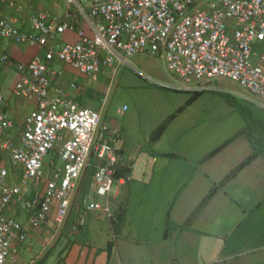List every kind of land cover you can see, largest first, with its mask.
I'll return each instance as SVG.
<instances>
[{"label": "crops", "instance_id": "0c3cea01", "mask_svg": "<svg viewBox=\"0 0 264 264\" xmlns=\"http://www.w3.org/2000/svg\"><path fill=\"white\" fill-rule=\"evenodd\" d=\"M19 2L21 9L0 0V18H13L30 30L31 15L42 12V0ZM67 9L66 0H43V12L62 16ZM73 12L78 26L89 32ZM77 39L76 31H66L56 42ZM37 54H42V47L36 42L17 43L0 36V108L14 121L13 128L0 132V167L8 169L10 184L20 181L24 168L13 163L2 142L7 137L20 139L25 118L35 107L34 101L13 93L20 78L18 64ZM130 61L148 77L117 64L94 80L58 59L50 63L56 71L51 93L66 90L81 105L98 110L103 123L119 128L120 169L127 180L109 198L95 197L109 201L112 217L88 211L80 224L85 199L92 196L94 168H89L64 221L57 222L54 205L43 223V264H264V108L236 96L257 128L222 94L242 92L235 82L218 79L213 89L192 99L193 92L168 86L173 77L162 56L138 54ZM257 150L253 160L232 174ZM54 155L52 151L45 158L43 190L60 165ZM97 162L93 158V164ZM41 192L42 180L23 189L28 198ZM4 214L25 223L29 218L19 202ZM11 250L22 262L42 264V224L29 226L27 238L13 242Z\"/></svg>", "mask_w": 264, "mask_h": 264}, {"label": "built area", "instance_id": "2783aa9c", "mask_svg": "<svg viewBox=\"0 0 264 264\" xmlns=\"http://www.w3.org/2000/svg\"><path fill=\"white\" fill-rule=\"evenodd\" d=\"M66 1L68 9L62 16L43 12V177L46 156L61 143L60 165L43 190V223L54 205L57 222L64 221L89 168H94L89 182L92 196L85 199L80 224L88 211L112 217L109 201L95 197L109 198L127 180L117 175L122 160L119 128L103 123L98 110L81 105L66 90L56 88L51 93L56 71L50 63L55 59L97 80L106 67L117 64L129 65L148 77L130 59L138 54L162 56L173 77L169 87L202 92L213 89L218 79H229L242 89L233 94L264 108V0ZM9 3L22 8L19 0ZM73 11L87 23L89 32L78 26ZM30 20L31 29L25 30L13 18L1 17L0 36L42 47V12L33 13ZM66 31H76L78 39L56 42ZM18 70L13 93L34 101L35 107L25 118L20 139L7 137L2 142L24 173L20 181L10 184L8 169L0 167V264H28L12 253V243L24 241L29 226L42 224V192L30 198L23 194L26 185L42 180V54L19 63ZM13 127L9 113L0 108V132ZM13 202L29 212L26 223L4 214Z\"/></svg>", "mask_w": 264, "mask_h": 264}, {"label": "trees", "instance_id": "16d2710c", "mask_svg": "<svg viewBox=\"0 0 264 264\" xmlns=\"http://www.w3.org/2000/svg\"><path fill=\"white\" fill-rule=\"evenodd\" d=\"M201 92H194L193 93V96H192V99L194 98V97H196L198 94H200ZM229 101H231L233 104H235V105H237L239 108H240V110L245 114V116H246V118L249 120V123L250 124H254L257 128H259V124L257 123L256 124V121H255V119H254V117H253V115L251 114V112L246 108V106L235 96V95H233V94H231V93H228V92H223L222 93ZM165 126H166V123L165 124H162L156 131H155V133H154V136H153V139L154 138H156V137H158L161 133H162V131L164 130V128H165ZM257 154H258V150L253 154V155H251V156H249L248 158H247V160H245L244 162H242L240 165H238L234 170H233V172H232V174H234V173H236L237 171H239L243 166H245V164H247L249 161H251V160H253V158L255 157V156H257ZM231 174V175H232ZM117 175H122V172H121V169H120V171L118 172V174ZM216 186L215 187H213L212 189H211V191H210V193H209V197L216 191Z\"/></svg>", "mask_w": 264, "mask_h": 264}, {"label": "rangeland", "instance_id": "374dc122", "mask_svg": "<svg viewBox=\"0 0 264 264\" xmlns=\"http://www.w3.org/2000/svg\"><path fill=\"white\" fill-rule=\"evenodd\" d=\"M139 70V69H138ZM169 73V72H168ZM235 95V94H234ZM235 96H237V95H235ZM238 97V96H237ZM239 98V97H238ZM241 101H244V99H242V98H239ZM246 101V100H245ZM60 146H61V143H57V145H56V147H55V149L53 150V153L55 154L54 156H56L57 154H58V151H59V149H60Z\"/></svg>", "mask_w": 264, "mask_h": 264}]
</instances>
